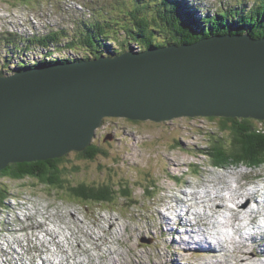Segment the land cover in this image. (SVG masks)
Returning <instances> with one entry per match:
<instances>
[{
  "label": "rangeland",
  "instance_id": "rangeland-1",
  "mask_svg": "<svg viewBox=\"0 0 264 264\" xmlns=\"http://www.w3.org/2000/svg\"><path fill=\"white\" fill-rule=\"evenodd\" d=\"M114 1L117 0H32L26 3L0 0V36L12 33L27 38L72 29L78 18L89 17L92 11L101 7L120 15L126 2L117 4ZM197 1L203 2L206 8L214 5V0ZM215 1L225 5V0ZM246 1L249 8L255 2ZM226 4L237 3L229 1ZM75 10L78 11L73 12ZM7 49L1 50L6 53ZM54 52L50 57L66 55V52ZM35 56L42 57L40 53ZM211 118L180 117L165 122L137 123L125 118H108L94 139L107 155L86 161L79 159L78 152H70L68 168L70 172L73 167L76 169L74 176H66V189L82 181L96 184L113 182L116 188L121 182H128L132 188L128 198L97 203L78 199L36 179L1 177L0 186L9 188L11 197L7 199V206L0 208V264H47L43 257H48L54 264H82V261L86 264H214L217 259L220 264H244L241 255H246V249L239 248V245H247L248 240L237 244L229 241V249L212 259L199 256L198 253L209 255L223 250L217 251L214 240V244L207 243L211 250L203 249L204 244L196 241L184 240V232L178 230L179 226L175 227L176 222L172 223L176 219L175 214L164 213L168 206L176 205L173 199L184 197L185 190H201L204 183L214 185L213 180L209 182L214 178L216 181L222 177L223 183L228 180L233 187L239 188L233 176L239 178L246 174L244 182L250 177L252 181L246 185L247 188L264 185L260 183L261 177L264 178V164L217 168L205 155H196L199 149L212 143L213 134L216 138L220 135V118ZM177 141L182 144L176 146ZM151 185L154 189L146 192L145 188ZM232 204L226 203V216L231 214ZM197 209L200 210L199 207ZM186 212L178 216V225L182 227L190 222L185 221ZM219 219L224 237H237L235 228L228 225L226 218L220 216ZM167 231L172 236L166 235ZM59 239L65 244L57 243ZM187 242L191 243L188 245ZM258 246L257 253L264 254L262 246ZM64 250L70 255L64 254ZM74 254L77 256L73 257ZM250 259L255 261L256 257ZM257 260V264H264V259Z\"/></svg>",
  "mask_w": 264,
  "mask_h": 264
},
{
  "label": "water",
  "instance_id": "water-1",
  "mask_svg": "<svg viewBox=\"0 0 264 264\" xmlns=\"http://www.w3.org/2000/svg\"><path fill=\"white\" fill-rule=\"evenodd\" d=\"M264 120V37L213 34L0 76V172L82 152L108 118Z\"/></svg>",
  "mask_w": 264,
  "mask_h": 264
},
{
  "label": "trees",
  "instance_id": "trees-1",
  "mask_svg": "<svg viewBox=\"0 0 264 264\" xmlns=\"http://www.w3.org/2000/svg\"><path fill=\"white\" fill-rule=\"evenodd\" d=\"M11 1L26 3L32 0ZM231 1L237 4L216 3L214 15L197 19L192 12L184 11L180 0H117L114 3L126 2L120 15L101 7L92 11L89 17L78 18L72 29L27 38L6 33L0 36V58H3L0 60V76L13 75L40 65L116 56L129 49L143 51L152 47L193 43L206 35L226 32L264 37V0H255L251 9L246 6V0ZM3 39L6 41L1 43ZM4 48H8L6 53L1 50ZM54 51L66 52V55L50 57ZM36 53L42 57L37 58ZM211 119L217 120L214 117ZM218 120L220 135L216 138L213 134L212 143L199 149L196 155H205L217 168L241 164L258 167L264 164V120L251 117H223ZM181 144L176 142V146ZM76 154L80 160L95 161L107 152L93 140L84 151ZM69 156L70 153L61 158L11 163L0 172V178L36 179L45 185L58 187L60 191L69 190L70 194L85 201L97 203H109L131 195L132 188L128 182H121L116 188L113 182L92 184L82 181L68 186L67 190L66 176H74L76 169L73 167L70 172ZM151 189H154L153 185L147 186L145 191L150 192ZM10 196V189L0 186V208L7 206Z\"/></svg>",
  "mask_w": 264,
  "mask_h": 264
},
{
  "label": "bare ground",
  "instance_id": "bare-ground-1",
  "mask_svg": "<svg viewBox=\"0 0 264 264\" xmlns=\"http://www.w3.org/2000/svg\"><path fill=\"white\" fill-rule=\"evenodd\" d=\"M230 174H233V172ZM240 177H242V175H240L239 178L238 176H233V178L238 181L237 183L239 188L233 187L232 183L228 180L226 181V183H223L224 178L220 177L216 181L215 178L209 180V182L213 180V182L215 183L214 185H211V183H204V188H202L201 190H185V192H183L184 197L179 196L178 199H173V202L176 205H170L167 207L166 211H169V213H167L166 211L164 212L168 215H170V212L172 214H175L176 219H174L172 223L176 222L177 225H175V227H177L179 226V214L185 213L187 208V210L189 211L186 212L185 221L190 222L186 223L185 227H177L180 232H184V235L186 236L184 240L189 239L191 241H196L199 244H204L203 249L205 248V250H211V247L208 246L207 243L210 242L214 244L212 241L214 240L215 244L218 246L217 251L223 250L220 253L214 252V254L209 255L198 253L199 256H210V258L212 259V257H217L219 256V254L229 249V241L230 243L232 242L237 244L248 240L249 242L247 245H239V248L243 247L244 249H246L244 251L246 255H241V259H244V264H257V258L261 261L264 259V254L257 253V250L259 249L258 245L262 246L261 251L264 252V227L259 223L260 217L264 216V185H262L261 187L247 188L246 185L250 184L251 177L248 178L245 182L244 180L246 178V174H244L242 177L243 179L239 181ZM261 179L262 180L260 181V183L264 184V178L261 177ZM260 195H262V197H260ZM227 202L233 203L230 207L231 214L229 216H226L225 212ZM250 203L252 205L253 203H255V207H252ZM198 207L200 208V210L197 209ZM220 216H224L228 225L235 228L237 237H233L232 235H225L224 237L223 234L225 233H223L222 229L220 228ZM234 220L237 222L234 223ZM163 225L167 228L169 227V225L165 222H163ZM192 226H195L196 229H194ZM181 229L184 230L181 231ZM165 234L171 235L168 233V231ZM57 243L63 245L65 244L62 239L57 240ZM175 243L177 242L175 241ZM190 243L191 242H187L188 245ZM2 251L5 252L4 248H2ZM246 251H249V253ZM63 253L67 256L70 255V253L68 254L67 250H64ZM75 256L77 255L74 254L73 257ZM253 256L256 257L255 261H252L250 259V257ZM80 263L77 262L75 264ZM82 264L86 263L82 261ZM214 264H220L219 260L217 259Z\"/></svg>",
  "mask_w": 264,
  "mask_h": 264
}]
</instances>
